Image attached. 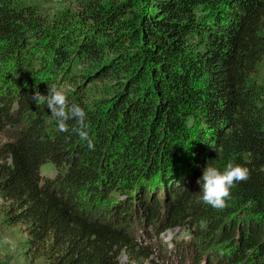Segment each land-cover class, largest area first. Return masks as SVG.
Returning a JSON list of instances; mask_svg holds the SVG:
<instances>
[{"label":"trees","instance_id":"trees-1","mask_svg":"<svg viewBox=\"0 0 264 264\" xmlns=\"http://www.w3.org/2000/svg\"><path fill=\"white\" fill-rule=\"evenodd\" d=\"M263 61L264 0H75L51 15L0 0L5 221L47 264L140 262L148 228L183 227L174 253L194 256L180 264H264ZM51 85L87 113L94 150L32 100ZM228 163L251 175L217 210L197 181Z\"/></svg>","mask_w":264,"mask_h":264},{"label":"rangeland","instance_id":"rangeland-1","mask_svg":"<svg viewBox=\"0 0 264 264\" xmlns=\"http://www.w3.org/2000/svg\"><path fill=\"white\" fill-rule=\"evenodd\" d=\"M26 4H34L39 6L43 12L51 15L56 10L64 9L67 6H72L75 0H21ZM6 71H11L8 69ZM259 81L264 84V61L259 67ZM104 83H95L96 88L100 89ZM4 85V86H3ZM6 86L3 79L0 80V94L5 92ZM2 92V93H3ZM103 93V91H99ZM11 132L8 130L4 134V137L9 138ZM14 136V135H13ZM1 141V140H0ZM40 174L43 177L54 178L56 175L55 168L50 164H44L40 168ZM5 208L6 204L0 200V264H47L46 260L42 256L35 257L34 252L29 243V237L25 232V227L21 225L10 226L5 221ZM85 208H89V204ZM201 226V223L199 224ZM203 231V228L200 229ZM191 231L186 227L180 229H170L157 235L152 228H148V240L142 242L143 246L151 247V254L147 260L131 261L126 252H123L119 258L120 264H180L179 262L190 261L194 255L189 251L188 256L186 254L180 258L174 253L177 249L183 248V245L189 239ZM193 241V238L190 239ZM197 245L198 239L194 238ZM138 242V241H137ZM182 247H178L181 246ZM190 246V245H189ZM217 252H222V246L216 245L214 247ZM211 249V248H210ZM208 249V251H211ZM219 250V251H218ZM201 250L198 251V254ZM224 251V250H223ZM198 254L195 257H198ZM200 264H204L203 261ZM247 264V263H246Z\"/></svg>","mask_w":264,"mask_h":264},{"label":"clouds","instance_id":"clouds-1","mask_svg":"<svg viewBox=\"0 0 264 264\" xmlns=\"http://www.w3.org/2000/svg\"><path fill=\"white\" fill-rule=\"evenodd\" d=\"M35 104H46L51 116L55 119L60 132H73L79 135L81 140L87 141L88 147L94 150V144L88 135L85 123L87 113L76 103H70L68 93L56 85L48 87L47 95L36 91L31 97ZM74 120L75 126L70 127L68 121ZM249 168L228 163L223 171L207 165L202 177L197 181L201 186V200L217 210H223L231 199V190L240 182H246L250 178Z\"/></svg>","mask_w":264,"mask_h":264}]
</instances>
